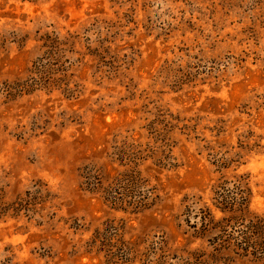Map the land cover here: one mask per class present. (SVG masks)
<instances>
[{"label":"rangeland","instance_id":"obj_1","mask_svg":"<svg viewBox=\"0 0 264 264\" xmlns=\"http://www.w3.org/2000/svg\"><path fill=\"white\" fill-rule=\"evenodd\" d=\"M261 249L264 0H0V264Z\"/></svg>","mask_w":264,"mask_h":264},{"label":"trees","instance_id":"obj_2","mask_svg":"<svg viewBox=\"0 0 264 264\" xmlns=\"http://www.w3.org/2000/svg\"><path fill=\"white\" fill-rule=\"evenodd\" d=\"M221 200H222V198H221ZM219 204H220V205H223V206H226V204L228 205V204H230V202L227 203V202H225V201H224V202L220 201ZM261 225H262V224H261ZM259 228H260V227H259ZM260 229H261V228H260ZM261 250H262V251H261L262 254H264V249H261Z\"/></svg>","mask_w":264,"mask_h":264}]
</instances>
